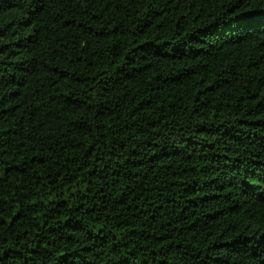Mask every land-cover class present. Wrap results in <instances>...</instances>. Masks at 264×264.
<instances>
[{
	"label": "trees",
	"instance_id": "trees-1",
	"mask_svg": "<svg viewBox=\"0 0 264 264\" xmlns=\"http://www.w3.org/2000/svg\"><path fill=\"white\" fill-rule=\"evenodd\" d=\"M0 264H264V0H0Z\"/></svg>",
	"mask_w": 264,
	"mask_h": 264
}]
</instances>
